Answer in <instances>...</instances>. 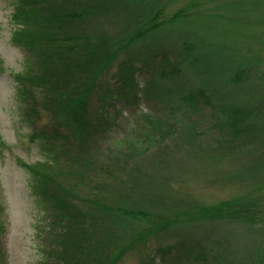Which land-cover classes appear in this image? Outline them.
<instances>
[{
    "label": "rangeland",
    "instance_id": "obj_1",
    "mask_svg": "<svg viewBox=\"0 0 264 264\" xmlns=\"http://www.w3.org/2000/svg\"><path fill=\"white\" fill-rule=\"evenodd\" d=\"M190 1L193 0H130L120 10L113 6L108 9L109 5L103 10V5L110 0L63 1L65 6L88 10L89 14L76 22V27L93 39L105 37L115 44L109 48H117L116 56L100 76L102 90L113 97L106 98L108 102L116 100L118 92L121 96L109 106L112 127L95 136L96 142L103 147V156L98 160L105 164V174L110 179H126L132 184L133 176L143 177L145 186L141 191L133 192L132 200L150 209V218L158 215L170 217L176 209L183 210L189 204L219 202L241 196L249 199L255 195L257 203L253 204L252 210L256 219L251 231L264 238V189L258 194L254 192L261 185L258 184L260 180L223 182L228 175L242 177L251 164L256 165L255 162L261 160L260 155L256 159L254 154L249 157L248 154L252 153L249 149L238 147L224 161L216 154L204 153L198 159L191 156L193 152H201V147L210 145L213 148L220 139H226L227 134L215 126L213 106L204 103L201 97H196L198 104L193 110L184 103L182 95L193 88L195 81L189 75L186 63L180 62L182 56L178 51L187 45L192 46L193 53L213 48L211 50L217 54L204 56L200 66L216 78L226 56L238 59V51L245 53L255 40L264 39V0H196L199 3L195 8L170 19L172 12ZM17 5L18 0H0V133L5 141L0 152V202L6 223L1 245L6 252L7 264H52L51 253L47 250L49 240L44 239V232L38 230L40 224H47V213L51 214V211L42 208L31 186L30 173L21 164L44 159L39 142H43V137L39 131L46 117L37 125L33 124L25 115V102L18 94L15 74L23 69L29 53L13 41L14 31L20 26L14 17ZM208 6H211L209 10ZM152 15L160 21L159 26L130 44L126 43L132 22L136 27L146 29L153 21ZM125 64L133 69L135 97L123 95L120 89L127 71ZM159 70L163 71V77L172 72L176 75L171 83L167 81L173 95L159 91L160 85L154 84V73ZM180 99L182 103L179 104ZM187 123L195 125L197 135L193 144L186 140ZM208 150L212 151L211 148ZM170 160L175 164L187 161L184 164L186 173L182 176L184 182L170 167ZM102 175L95 172L93 177ZM159 179L165 180L168 187L171 184L175 198L170 197V191L146 188V180L159 185ZM187 180L189 184L186 185ZM155 193L163 195L162 198L155 199ZM150 218L142 221V226L149 225ZM214 223L217 222H184L172 231L167 229L147 235L134 243L116 264H223L228 255L238 258L241 254L232 252L233 246L228 242L214 246L212 252L205 249L206 260L183 254L186 232L199 234L204 240L205 232L199 230L218 226L210 235L222 239L221 226ZM239 229L237 225L232 226V232H229L232 241L239 240ZM246 241H249L248 237ZM221 251L225 255L215 257Z\"/></svg>",
    "mask_w": 264,
    "mask_h": 264
},
{
    "label": "trees",
    "instance_id": "obj_2",
    "mask_svg": "<svg viewBox=\"0 0 264 264\" xmlns=\"http://www.w3.org/2000/svg\"><path fill=\"white\" fill-rule=\"evenodd\" d=\"M63 1L18 0L14 17L20 26L13 34V41L29 53L23 69L15 74L18 94L25 102V115L36 125L46 117L39 131L43 137V142H39L44 150V159L21 164L30 173L31 186L42 208L46 212L51 211V214L47 213V224H40L38 230L44 232V236L40 234L44 239L49 240L47 250L51 253L52 264H116L143 237L167 229L172 231L184 222L201 220L219 223L222 239L210 235L218 226H212L210 230L200 229V232H205L204 240L199 234L186 232L183 254H189L196 260H206L205 249L212 252L214 246L228 242L233 246L232 252L241 255L238 258L228 255L223 264H264V238L251 231L256 219L252 210L253 204L257 203L255 195L249 199L241 196L219 202L189 204L183 210L176 209L170 217L158 215L150 218L151 210L132 200L133 192L141 191L145 186L142 176H133L132 184L126 179L106 177L105 164L98 160L103 156V147L96 142L95 136L112 127L109 106L121 95L118 92L116 100L108 102L106 98L113 97L102 90L100 76L116 56L117 48H109L114 43L105 37L93 39L79 26L76 27L75 24L89 14L88 10L65 6ZM110 2L103 5V10L108 5V9L113 6L120 10L130 0ZM198 3L196 0L188 2L172 12L170 19L186 14ZM210 8L207 7L208 10ZM150 17L153 21L146 29L136 27L131 21L126 43L130 44L159 26L156 15ZM184 47L178 48L182 56L180 62L186 63V69L195 82L182 99L190 110L197 108L196 97L213 106L214 124L227 134V138L220 139L213 148L210 145L201 147V152H193L191 156L198 159L204 153L216 154L224 161L236 148L246 147L252 152L247 151L249 157L254 154L256 159L260 155L261 160L256 161V165L251 164L242 177L228 175L229 178L223 182L254 178L260 180L258 184L261 183L254 192L260 193L258 191L264 189V39L255 40L245 53L238 51V59L226 56L216 78L200 66L204 56L217 54L211 50L213 48H207L205 51L208 53H193L191 45ZM125 67L127 71L120 89L123 95L135 97L133 69L129 65ZM162 72L154 73V84L160 85L159 91L173 95L167 81L171 83L176 75L172 72L163 77ZM185 129L188 143H195V125L187 123ZM4 146L0 133V152ZM182 161L175 164L170 160V167L184 182L182 176L186 173L184 164L187 161ZM95 172L103 175L94 178ZM157 182L159 185L146 180V188L170 191V197L175 198L171 184L168 187L163 179ZM184 184H189V181ZM161 196L153 194L155 199ZM3 217L4 207L0 202V264H7L6 252L1 245L6 232ZM147 218L151 219L150 224L142 226L141 222ZM235 225L240 228L238 241H232L229 235ZM221 253L215 257L223 255Z\"/></svg>",
    "mask_w": 264,
    "mask_h": 264
}]
</instances>
